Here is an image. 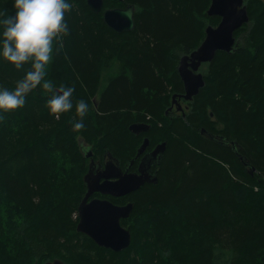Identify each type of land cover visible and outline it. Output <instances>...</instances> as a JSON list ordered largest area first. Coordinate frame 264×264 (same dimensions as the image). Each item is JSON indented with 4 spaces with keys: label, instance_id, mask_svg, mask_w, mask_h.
<instances>
[{
    "label": "trees",
    "instance_id": "16d2710c",
    "mask_svg": "<svg viewBox=\"0 0 264 264\" xmlns=\"http://www.w3.org/2000/svg\"><path fill=\"white\" fill-rule=\"evenodd\" d=\"M69 2L70 31L45 78L73 86L90 111L75 132V110L56 118L37 87L22 107L0 113V264H264V0H244L249 20L234 31L235 48L203 63L204 85L174 117L164 110L184 91L179 58L218 20L206 13L210 0H103L98 12ZM128 4L131 30L103 22L104 8ZM12 11V0H0V13ZM23 71L0 59V86L13 88ZM133 121L150 123L147 134L166 148L157 184L134 192L121 220L129 246L114 251L76 230L85 187L79 138L99 154L131 156L140 141ZM201 128L235 140L253 172Z\"/></svg>",
    "mask_w": 264,
    "mask_h": 264
},
{
    "label": "water",
    "instance_id": "95a60500",
    "mask_svg": "<svg viewBox=\"0 0 264 264\" xmlns=\"http://www.w3.org/2000/svg\"><path fill=\"white\" fill-rule=\"evenodd\" d=\"M86 3L94 12L100 11L103 6V0H86ZM206 13L209 16H220L218 24L216 26L211 24L205 26V34L201 42L189 53L182 55L177 66L184 89V92L180 95L185 100H191L204 85L203 73L199 70L201 64L211 61L219 50L231 52L236 46L234 31L249 20L244 0H210ZM102 19L107 26L116 32L131 30L134 27V5L106 7L102 10ZM128 128L132 132L138 133L148 130L149 125L142 122H133ZM201 132H204V128H201ZM148 143L149 139L144 138L136 149V157L143 153ZM230 144L243 164L249 168L247 169L253 172L254 167L250 165L248 159L238 153V143L233 140ZM164 146L165 142L156 144L151 154L161 155ZM108 154L111 155V153ZM143 164L145 162L142 157L140 167ZM106 172L107 170H105ZM147 175L142 171L140 173H125L116 180H110V177L116 176V174L108 173L104 175V180L100 182L90 175V170L86 172L82 177L86 191L77 206L78 222L76 230L90 237L98 246L114 251L127 248L131 241V234L129 228L121 224V220L129 217L133 209V202L118 205L104 198H92L90 201H87V198L94 191L104 194L124 195L139 189L145 183H157V178L154 175ZM44 264L66 263L60 258H53Z\"/></svg>",
    "mask_w": 264,
    "mask_h": 264
},
{
    "label": "clouds",
    "instance_id": "9594fccd",
    "mask_svg": "<svg viewBox=\"0 0 264 264\" xmlns=\"http://www.w3.org/2000/svg\"><path fill=\"white\" fill-rule=\"evenodd\" d=\"M71 7L69 0H12L13 11L0 13V59L24 70L13 88L0 86V113L22 107L27 95L39 87L48 94L45 106L50 114L59 118L74 109L80 119L71 122L72 130L85 128L89 104L74 98L73 86L45 78L54 51L70 31L65 14Z\"/></svg>",
    "mask_w": 264,
    "mask_h": 264
},
{
    "label": "flooded vegetation",
    "instance_id": "af4514ba",
    "mask_svg": "<svg viewBox=\"0 0 264 264\" xmlns=\"http://www.w3.org/2000/svg\"><path fill=\"white\" fill-rule=\"evenodd\" d=\"M125 6H127V5H125ZM125 6H123V7H125ZM214 16L218 18L216 24H213V26H216L220 20V16H218V15H214ZM237 42H238V39L236 38V44H237ZM178 94H180V93H178ZM178 94L175 96L174 100L171 97L168 105L165 107L164 113L166 115H170V117H174V116H177L179 114L184 116L185 111L188 109V104L186 103L187 100H185L181 96L179 97ZM210 114L212 116L211 121L213 122L214 117H213L212 113H210ZM133 122H145V121H133ZM133 122H131V123H133ZM216 125H217V123H216ZM216 125L212 126L211 128L213 129ZM148 130L140 131L138 133H134L130 130L132 133L137 135L139 137V140H140L138 145L136 146V149L141 144V142L143 141L144 138L149 139V143H148L147 147L145 148L143 153H141V155H139L138 157L135 156L136 149H135V153L131 156L115 155V154H112L108 150H106V151L104 150L99 154L96 151L92 150L91 146L88 145V142H86L83 138H79V144H80L81 150L84 152V156H85L84 157L85 158V171L83 172V175L90 170V175H92V177H94V178H97L98 181L102 182L104 180V178H103L104 175L108 174V173L116 174V176L110 177V180H116L117 178L123 176L125 173H140V171H142L144 174L145 173L148 174L147 176H153L154 175V177L157 178V182H158V178H159L158 177V171H159V167L161 166L162 159L164 157L165 148H166V141H164L162 139H158L159 140L158 142L153 143L154 140L152 139V136H149L147 134ZM202 134L206 137V139L208 141H211L215 144H219L223 147L231 146V148H232V145L230 144V142L233 140H225L224 138H221V136H219V134H217V132H215L213 130H209V131L205 130L204 132H202ZM161 142H165V146H164V150H163L162 154L161 155H159V154L152 155L151 151L154 149L155 145L158 143H161ZM108 153H111V155H109ZM87 154H89V155H87ZM142 157L144 159L145 164H143L140 167ZM105 170H107L106 173H105ZM153 184H157V183L149 182V183H145L144 185H153ZM144 185H142V186H144ZM139 189H137V190H139ZM137 190H134V191L127 193V194H124V195L104 194V193H101L99 191H94L93 193H91L88 196L87 201H90L92 198H104V199L110 200L114 204L122 205V204H126L128 202H133L132 200H130V198H131V195L134 192H136ZM85 191H86V186L84 187V191H83V194L80 198V201H81L82 197L84 196ZM79 202H78V204H79ZM124 219H126V218H124Z\"/></svg>",
    "mask_w": 264,
    "mask_h": 264
},
{
    "label": "rangeland",
    "instance_id": "374dc122",
    "mask_svg": "<svg viewBox=\"0 0 264 264\" xmlns=\"http://www.w3.org/2000/svg\"><path fill=\"white\" fill-rule=\"evenodd\" d=\"M205 70H206V65L205 64H203V65H201L200 66V71L202 72V73H204L205 72ZM111 74V71H105L102 75H101V78H100V82H99V89H102L104 86H105V84H106V78H107V76L108 75H110ZM99 93V92H98ZM98 93H97V95H98ZM188 111V109L185 111V112H187ZM73 218H77V214H76V212H73Z\"/></svg>",
    "mask_w": 264,
    "mask_h": 264
},
{
    "label": "bare ground",
    "instance_id": "6f19581e",
    "mask_svg": "<svg viewBox=\"0 0 264 264\" xmlns=\"http://www.w3.org/2000/svg\"><path fill=\"white\" fill-rule=\"evenodd\" d=\"M184 55V54H183ZM182 56V55H181ZM180 56V57H181ZM180 59V58H179ZM184 92V91H183ZM183 92H181L180 94H182ZM178 93H174L173 95H172V98H173V100L175 99V96L177 95ZM180 94H178L179 95V97L181 96ZM188 101H190V100H188ZM167 102V101H166ZM165 106H167V105H165ZM170 108V107H169ZM172 116V115H171ZM183 118H185V117H183ZM187 119V118H186ZM142 123H146V122H142ZM146 124H148V123H146ZM149 125V124H148ZM149 127H150V125H149ZM149 129V128H148ZM201 135V134H200ZM59 254H60V252H59ZM62 254V253H61ZM58 255V254H57ZM63 255V254H62ZM61 255V256H62ZM62 257H64V256H62ZM55 258V257H54ZM64 259V258H63Z\"/></svg>",
    "mask_w": 264,
    "mask_h": 264
}]
</instances>
